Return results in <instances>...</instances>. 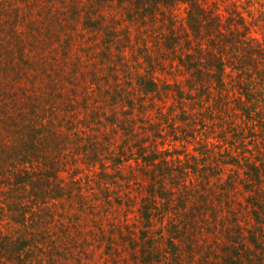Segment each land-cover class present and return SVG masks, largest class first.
<instances>
[{"label":"trees","instance_id":"obj_1","mask_svg":"<svg viewBox=\"0 0 264 264\" xmlns=\"http://www.w3.org/2000/svg\"><path fill=\"white\" fill-rule=\"evenodd\" d=\"M212 2L73 0L64 17L68 38L83 22L88 31L106 35L104 52L113 47L106 55L111 74L103 79L105 73L90 65L87 74L79 72V55L66 61L76 66L69 71L59 69L56 57L50 68L40 55L26 60L27 21L44 8L35 12L31 0H0V264H47L45 257L48 264H80L87 256L96 264L104 252L115 264H126L129 243L142 249L131 253L135 264H264V1ZM176 6L186 7L181 27ZM56 11L51 14L61 25ZM162 22L168 32L161 49H152L146 27ZM6 43H18V58ZM68 44L61 49L68 52ZM41 79L48 93L38 87ZM97 92L104 103L93 97ZM70 93L75 97L65 108L78 102L84 114L76 116L88 117L71 128L82 129L79 151L91 154V164L102 158L94 131L106 121L123 140L110 150L114 165L137 153L146 176L140 218L159 234L138 240L127 220L104 222L103 213L133 202L106 184L113 175L96 169L87 184L103 194L102 211L90 204L88 210L74 196L72 187L80 183L75 176L72 185L61 176L68 169L70 135L52 101L60 104ZM73 199L54 220L56 205Z\"/></svg>","mask_w":264,"mask_h":264},{"label":"rangeland","instance_id":"obj_2","mask_svg":"<svg viewBox=\"0 0 264 264\" xmlns=\"http://www.w3.org/2000/svg\"><path fill=\"white\" fill-rule=\"evenodd\" d=\"M72 1L73 0H61V1L59 0H31V5L33 6L35 12L38 10H43V8H44V11L38 12L37 15H35V13H32L30 15L31 20L27 21L28 26L26 28L25 34L29 33V37L31 41L25 47L24 55L26 57V60L27 59L32 60L34 55H40L42 56L40 58V63L41 64L46 63L47 67L50 68V66L52 65L51 60L54 57H56L57 61L56 62L54 61V63L56 65H59V69H64L65 71H69L73 66H75V64L72 66V64L69 61L68 62L66 61L68 60L69 57L70 59L71 58L75 59L76 56L79 55L78 59L80 61L77 60L76 62H81L84 65L83 68H79V72H83L87 74L90 71V70H87L88 69L87 67L88 65H90L94 67V70H96V72L99 73V75L102 76L105 73V75L102 76L104 79L105 76L111 74L110 66H111L112 60L109 57L110 55H112L114 51L113 47L110 48L108 51L104 52L102 39H104L106 35L101 34V33L97 34V32L92 33L91 31H88L87 29H85L83 22H80V23L76 22V24L78 23L79 24H78V27L77 26L74 27V30H75L73 32L74 36L70 32L71 36L70 38H68L67 36L68 34H65V33H69V32L64 30L66 27H68V22L67 20L64 21L65 20L64 17L69 16L68 14H71L69 10V7L71 5H68V4L71 3ZM86 1L87 0H80L81 5L86 3ZM240 1H243V0H240ZM209 2L213 3L212 0H209ZM52 4H54V7L51 9V11H46L48 6H53ZM220 4H223V2H220ZM214 5L215 4H213V6ZM55 7H57V9ZM55 10H57L56 16L59 17L58 19L59 20L61 19L63 21V24L61 25L58 24L60 21H58L54 17V15H52L54 14L53 11L55 12ZM185 10H186L185 6H176V9L173 11V15L176 21L175 23H178L180 27L183 25V21L186 16ZM222 13H223V10H222ZM105 14H107V12ZM110 16L111 14L110 12H108V17ZM146 28H148L149 33L147 34L144 33L145 34L144 37H145L148 47L150 46L152 49H156V50L161 49L160 39H162V34L168 32V27H166L165 22H162L161 24L157 26L146 27ZM19 30H22L21 33L24 34L23 32L24 30L22 27H19ZM139 30L142 32L145 30V28L139 29ZM57 33H59L61 37H59ZM134 34L135 32L133 33V35ZM153 36H154V40L151 39ZM67 41L69 43L67 46L68 52L63 51L61 49V44L65 45L67 44ZM5 46L8 49H12L11 51L13 52V58L19 57V54L21 52L17 50L19 46L18 43L16 44V46L6 43ZM106 55H109V57ZM37 64L39 65V63ZM60 64L62 65L60 66ZM38 65L36 66L38 67ZM119 73L121 74V77H122L121 81L124 83L125 82L124 79L126 78V77L123 78L124 67L119 68ZM160 75L162 76V74ZM44 82L45 81L41 79V82H38V87L41 86ZM0 85H3L2 77H0ZM75 86L76 84L71 85L72 88H74ZM25 87L31 90L29 83ZM42 90H44L46 93L50 91L48 87H46V85L44 84L42 85ZM132 91L133 89L131 90V92ZM96 95L97 96H93V97L97 99V103H104L103 100L100 99L101 98L100 93L97 92ZM135 95L136 94H134V96ZM68 97L69 98L64 100V102L62 100L60 104L57 101V98L53 100L52 103H54L55 105L54 110L58 112L59 118L64 121L63 126H66L67 128L65 131L67 132L68 135H70L67 138V144H68V147L70 148L69 149L70 153L65 155L66 156L65 157L66 166L68 167V169L65 170L64 172H61V176L65 179V182L68 181V183H71V185L73 184L71 182L72 181L71 176L72 177L75 176L76 179L79 180L80 187L79 186L76 187L75 185H73L72 187V192L75 193L74 196L77 197L79 201L80 200L83 201L82 199H84L86 201L85 207H87L88 210L91 207L89 206L90 204L96 209H98L99 211H102L101 204L103 203V197H104L103 194L99 192H97L96 194L95 192L89 191L86 188H87V184L88 185L90 184L89 181H92L91 177L92 175H95L96 169H97V172L106 171L108 174L114 176V177L112 176L111 178L109 177V181L106 184L115 185L116 187L120 189V192L124 198L131 199V201L133 202L131 205L129 203H123L121 205H117V207L113 210L114 212L112 214H108L107 212L106 213L102 212L106 217L104 218V222L111 221L118 225V221L120 219L127 220L130 223V228L132 231L131 236L135 237L138 240L140 239V237L141 238L143 237L144 233H146L147 235L146 238L151 233H154L155 231H157V233L159 234V229L156 230V227H154V232L150 231V229H146L147 226H145L144 220L140 218L141 211L139 212V210L141 206L143 208L142 189L146 181V176H145L144 170L142 169L141 165L135 161V159L137 158L136 157L137 153L135 152L134 155H131L130 160H125L121 162V163L125 162L127 164L119 166L120 164L117 162L116 165H114L115 158L111 156L112 153H110V150H115V151L118 150L119 146L121 147V143L123 142V140H122V136L115 134V132H113L112 130H111L112 132H110V125H112L113 123L106 121L105 125H102L101 127L97 128V130L94 131V133H97L96 143L97 145L100 144L99 153H100V156H102V158H99L96 166L91 164V161L89 158L91 154L85 157V155L79 151V147L84 144V135L82 133V129L79 126L77 128L76 127H74L73 129L71 128L73 123L82 121L83 118L85 120H88V117L81 118L79 116H76L77 115L76 112H79L80 116L84 114L80 111V105L78 104V102L75 103V108L73 107V108L66 109L65 107L67 103H71L72 105V102L70 99H72L71 97H73L74 99L75 95L70 93ZM105 107L106 109H108L110 106L109 104H107L105 105ZM82 109L84 111V108ZM69 110L72 111L73 115H75L72 119L71 117L66 118V116H68L67 112H70ZM108 113H111L110 109ZM76 129H78L79 131L78 133H76ZM79 136L80 138H78ZM75 144H77L78 146H77V150H74V153H73L72 149H74ZM134 150L136 151V148H134ZM71 152L75 155L73 156ZM129 163H131V167ZM72 165L74 166L72 167ZM92 166L94 167L93 171H91ZM75 168L76 169L79 168V174L77 173V171H75ZM111 182L113 183L111 184ZM62 202L56 205L57 209L54 214L55 216L54 220L59 219L60 214L65 209L69 208L70 203H72L73 205L75 204L73 203L74 199L71 202L69 201H62ZM120 224H123L122 221L120 222ZM53 226L54 224L51 227ZM105 227L108 231L111 229V227L107 223H105ZM110 234L113 235L112 233ZM89 236L92 237V234H90ZM113 236L118 238L117 234H114ZM121 244H122V239L119 238L114 241L112 246L114 249H117L119 246H121ZM157 244L160 245L159 236H158ZM134 248L136 249L135 251L138 250L140 252L142 250L136 245L131 246V243H129L128 250L125 252V256L127 257L126 264H135V262L138 261L137 257L133 258L131 255V253L135 252ZM41 250L42 249L35 251V255H38L41 252ZM45 251H49V250H45ZM152 254H153V251H152ZM106 257H107V254L104 252L103 257H101L100 260L96 262V264H115V262L111 258H106ZM82 259L84 260L80 264H90V259H88V256L82 257ZM154 259H156L155 256H154ZM44 260H45L44 262H47L48 264V258L45 257ZM34 262H35L34 264H40V260L35 259ZM74 264H78V263H74Z\"/></svg>","mask_w":264,"mask_h":264}]
</instances>
